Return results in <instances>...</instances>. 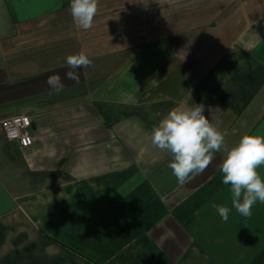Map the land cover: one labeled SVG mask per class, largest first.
Instances as JSON below:
<instances>
[{
  "label": "crops",
  "instance_id": "obj_1",
  "mask_svg": "<svg viewBox=\"0 0 264 264\" xmlns=\"http://www.w3.org/2000/svg\"><path fill=\"white\" fill-rule=\"evenodd\" d=\"M69 3L0 0V120L29 117L34 140L0 131V264H264V203L232 207L224 148L180 185L150 141L192 104L227 148L264 136V0H98L87 31Z\"/></svg>",
  "mask_w": 264,
  "mask_h": 264
},
{
  "label": "clouds",
  "instance_id": "obj_2",
  "mask_svg": "<svg viewBox=\"0 0 264 264\" xmlns=\"http://www.w3.org/2000/svg\"><path fill=\"white\" fill-rule=\"evenodd\" d=\"M69 11L75 26L87 31L92 28L98 12V0H70ZM66 64L70 69L66 78L79 82L76 70L91 66L92 61L80 51L68 55ZM47 84L57 92L63 89L58 74L50 75ZM208 111L214 110L210 107ZM204 113L202 104L172 108L153 126L151 145L170 155L168 167L180 185H184L190 176L203 173L212 162L213 154L224 148L226 155L219 165L222 183L230 186L232 207L241 216L250 217L257 201L264 203V179L257 171L264 165V136L243 134L238 143L227 148L226 133L219 130L220 121L213 124ZM212 207L227 222L231 209L218 204Z\"/></svg>",
  "mask_w": 264,
  "mask_h": 264
},
{
  "label": "built area",
  "instance_id": "obj_3",
  "mask_svg": "<svg viewBox=\"0 0 264 264\" xmlns=\"http://www.w3.org/2000/svg\"><path fill=\"white\" fill-rule=\"evenodd\" d=\"M31 119L24 115L6 117L0 120V131L5 141L29 147L33 143L30 135Z\"/></svg>",
  "mask_w": 264,
  "mask_h": 264
}]
</instances>
